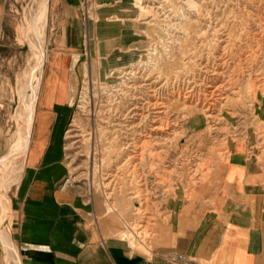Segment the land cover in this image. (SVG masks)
I'll list each match as a JSON object with an SVG mask.
<instances>
[{
    "label": "rangeland",
    "instance_id": "rangeland-1",
    "mask_svg": "<svg viewBox=\"0 0 264 264\" xmlns=\"http://www.w3.org/2000/svg\"><path fill=\"white\" fill-rule=\"evenodd\" d=\"M81 2L84 44L82 55L76 56L81 77L60 144L66 177H72L73 186L95 198L104 235L118 238L104 226L109 215L121 223L118 235L123 238L136 220L146 230L142 241L132 246V240H126L135 250L152 255L156 249L172 246L186 230L202 225L213 229L221 192L226 190L224 170L236 157L234 148H243L245 156L257 160L264 171V0ZM48 3L45 51L53 46L62 22L55 4ZM7 4L0 27V161L5 159L0 163V184L14 153L13 166L19 167L20 176L24 169L21 145L26 115L22 111L27 101L33 114L42 72L37 69L26 87L24 75L35 65L34 23L45 21L43 0H8ZM150 14L155 20L145 24L144 18ZM223 32L227 34L224 43L220 42ZM199 40L204 49L197 48ZM198 57L220 62L219 81L229 85L222 97L218 96L213 116L202 114V105L196 107V101L191 104L183 95L167 102L166 115L175 125L171 133L143 138V155L136 158L138 168L133 173H139L140 181L127 187L142 193L144 212L137 213L139 200L127 202L123 196L119 209H110L117 206L104 186L105 169L112 164L106 136L119 119L106 110L123 103V94L134 77H121V71L139 68L165 76L188 75L198 71ZM87 131H97V137L83 136ZM19 181L5 189L11 200ZM5 190H0V198ZM10 220L12 224L13 217H8L0 226H7ZM0 238V264H8V248L1 233Z\"/></svg>",
    "mask_w": 264,
    "mask_h": 264
},
{
    "label": "crops",
    "instance_id": "crops-1",
    "mask_svg": "<svg viewBox=\"0 0 264 264\" xmlns=\"http://www.w3.org/2000/svg\"><path fill=\"white\" fill-rule=\"evenodd\" d=\"M81 1L51 0L60 31L46 50L21 179L12 200L6 190L0 198V225L13 217L4 228L13 233L22 264H186L180 256L192 264H264V171L243 148H234L236 157L224 170L217 229L186 230L152 255L120 237L121 223L112 215L103 223L118 238L104 235L95 198L79 186L60 189L68 173L60 144L81 77ZM7 3L0 0V27ZM8 264H14L10 257Z\"/></svg>",
    "mask_w": 264,
    "mask_h": 264
},
{
    "label": "bare ground",
    "instance_id": "bare-ground-1",
    "mask_svg": "<svg viewBox=\"0 0 264 264\" xmlns=\"http://www.w3.org/2000/svg\"><path fill=\"white\" fill-rule=\"evenodd\" d=\"M43 3V18L45 19V21L42 24L41 22L38 24L36 22L34 23V26L37 27L36 29L34 28L35 30L33 31V33L37 37V45L34 49L35 65L34 68H30L29 70L27 69L25 71V87L28 84V80L31 79L37 69H40L41 72L43 71V64L46 57L45 30L48 21L46 18L49 7L48 0H43ZM145 7L150 10L152 8L149 5H145ZM148 16L149 17L144 18V23L151 25L155 19L153 14H150ZM225 36H227V34L223 32L220 42H227L226 39L223 38ZM198 47L202 49L205 48V46L202 45L201 40H199V42L197 43V48ZM221 56L222 55H219L220 60ZM197 62L199 64L198 71L188 75L179 72L180 74H177V76H165L162 74V72L161 74L158 72L147 73L143 72V70L139 68L121 71V77L130 74H133L134 77L131 83L129 82L130 84L127 86L128 90L123 94L125 96L123 103L120 105H116L114 108H109L106 110L108 112V115H111L112 118L115 115H118L117 118L119 119V121L116 120L118 121L116 123L117 127H115L112 131L110 130V133H107L106 136V142L107 144H109V146L107 147V151L109 157L112 159V164L105 169L106 171L104 175L106 176L105 180L107 182H104V186L110 189L111 192L108 193L109 197H112L114 200H116L117 206H109L110 209L118 210L119 207L117 204L119 203V201H121L123 196L124 198H126L127 202L139 200V205H137L136 207L137 213L139 214L144 212L142 206V193L139 190L131 191L127 187L137 184V179H139L137 178L139 173H133L134 170L138 168L136 167L137 164L135 163V161L137 160L136 158L140 157V155H143V138L148 137L149 139H151L163 131H168L169 133H171L170 130L173 128V125H175V123L173 124L172 120L170 119V116L166 115L168 113L167 102L172 101V99L177 96L180 100L181 96L183 95V97L187 101H191V104L196 101V103H194L196 107L202 105V109H204L202 114L208 117L213 116L212 112H215L214 108L219 98L218 96L222 97L221 93L225 90L228 84H224L222 82L220 83L219 81L220 62L214 60V58L212 57H198ZM115 72L116 70L114 71V73ZM40 80L41 74L39 76V83ZM24 99L26 100V95H24ZM225 99L229 100V98ZM22 112L26 115V124L24 126L25 134L22 138L21 154L26 152V149L28 147L27 144L29 145L32 133L31 128L33 122V114L29 111L27 101L26 103H24V111ZM113 113L115 115H113ZM110 121L111 122L109 124H111L113 120L110 119ZM108 128L110 127L108 126ZM85 135H88V137L91 136L92 138H96L97 131H87L83 136ZM16 157L17 155L16 153H14L8 161L10 163L7 173L1 181L2 183L0 184V190H5L6 188H9L13 183L20 180V175L18 174L19 167L17 168L16 166H13L14 163L12 162ZM4 160L5 159L1 160L0 163ZM145 232L146 230L144 228V225L134 220L133 223H131V225L129 226L127 232L125 231L123 234L125 238L127 237L132 240V246H134L135 242L141 240V234H145ZM0 233L3 235L4 242H6V246L8 248V257H10L14 261V264H22L21 257H19V252L17 251L16 242L13 239V234L2 226H0Z\"/></svg>",
    "mask_w": 264,
    "mask_h": 264
},
{
    "label": "built area",
    "instance_id": "built-area-1",
    "mask_svg": "<svg viewBox=\"0 0 264 264\" xmlns=\"http://www.w3.org/2000/svg\"><path fill=\"white\" fill-rule=\"evenodd\" d=\"M75 184V180L72 179V177H66L62 183L60 184V189L61 190H65L67 188H69V186H73ZM179 259H183L185 261L186 264H192V260L186 258L185 256H180ZM173 261H177L176 257L172 258Z\"/></svg>",
    "mask_w": 264,
    "mask_h": 264
}]
</instances>
